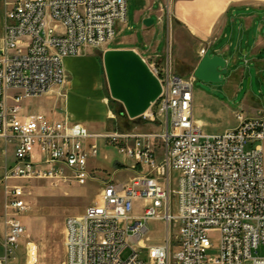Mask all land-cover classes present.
Instances as JSON below:
<instances>
[{"label": "built area", "instance_id": "built-area-1", "mask_svg": "<svg viewBox=\"0 0 264 264\" xmlns=\"http://www.w3.org/2000/svg\"><path fill=\"white\" fill-rule=\"evenodd\" d=\"M127 1L7 4L0 140L12 146L13 162L0 180V264H30L31 244L19 263L26 237L21 217L29 207L28 185L35 181L98 184L96 199L83 214L64 221L63 264H264L257 256L264 247V116L238 112L233 129L206 134L192 116L194 79L161 72L143 58L161 94L141 119L158 132L93 135L66 113L56 119L24 105L62 89L64 59L114 41L117 25L126 23ZM99 139L133 162L136 173L129 180L116 181L91 167ZM154 221L166 229L156 245L148 236ZM212 234H218L217 249Z\"/></svg>", "mask_w": 264, "mask_h": 264}, {"label": "crops", "instance_id": "crops-1", "mask_svg": "<svg viewBox=\"0 0 264 264\" xmlns=\"http://www.w3.org/2000/svg\"><path fill=\"white\" fill-rule=\"evenodd\" d=\"M11 2L0 0V51L3 47L4 14L7 4ZM145 19H151L152 25L144 26ZM114 42V47L106 50H133L141 58L154 63L161 72H169L183 79H194V70L202 58L201 50H205V54L210 51V56L222 58L227 73L221 76L219 84L210 86V90L220 92L225 97L218 98L212 93L203 90L195 92L193 89V120L206 134L220 135L233 129L236 126L234 115L238 112L246 117L264 116L261 108L263 101L252 91H247L237 101L239 94L243 93V85L248 76L250 84L254 76L257 84H264V0H237L222 4L221 0H143L142 6L132 16L129 34L114 39ZM85 52L63 60L67 76H70L69 73L73 75L65 83V113L70 121L86 126L91 134H101L105 122L114 116L99 91L98 60ZM93 69L94 80L84 85L79 81L80 77L77 79L78 74H87ZM251 71H254V76ZM196 81L194 79L193 87ZM55 94L59 96L56 90L39 98L50 103L48 110H36L31 104L26 108L60 118L63 112L55 110ZM123 114L121 112L119 116ZM139 130L131 133L150 132ZM3 156L5 159L0 168V180L5 168L13 162V156L9 159L6 152ZM124 161L130 165L118 162L121 169L112 171L96 164L95 160L90 165L112 175L116 181L125 182L136 171L131 170L132 161L126 158ZM119 174L122 178L117 179ZM3 203L4 193L0 186V214Z\"/></svg>", "mask_w": 264, "mask_h": 264}, {"label": "rangeland", "instance_id": "rangeland-1", "mask_svg": "<svg viewBox=\"0 0 264 264\" xmlns=\"http://www.w3.org/2000/svg\"><path fill=\"white\" fill-rule=\"evenodd\" d=\"M229 1L237 0H221V4ZM142 4L143 0L127 1L126 23L117 25L115 40H118L129 34V26L132 24V16L134 12L142 6ZM210 5L214 6L211 3ZM114 44L115 42L113 41L99 49H89L85 52L98 60L97 81L100 88L99 91L106 99L109 110L114 116L105 122L102 133L116 132L118 134H126L131 133L134 130H139L142 126L143 128L139 131L158 132V127H148L146 124H143L141 117L134 120H129L125 116L122 105L110 98L103 68L102 56L104 52L108 51L106 49L114 47ZM94 72L95 70L93 69V71H89L87 74H78L77 79L80 77L81 80L79 81L81 83L83 82V84L92 81L94 80ZM69 75L70 76H67L66 74L65 83L66 81L69 82L71 78H73L72 74L69 73ZM251 75L254 76V71H251ZM249 79L250 77L248 76L243 85V93L239 94L237 101L243 97L244 93L250 90L255 94V96H257L258 99L263 101L261 108L264 112V84H257L255 76L253 77L251 84ZM65 83L61 90H57L60 96L56 94L54 95L57 97L55 102V110H57V112L60 111L65 113ZM215 85L217 84H205L200 81H196L193 89L195 92H200V90H203L207 93H212L218 98L225 97L220 92H214L210 90V86ZM78 86H81V84ZM28 104H31L36 110H41L43 108L48 110L50 107V103L48 101H43L39 98L25 101L24 105L27 106ZM121 112L124 113L122 117L119 116ZM56 114L58 115V113ZM96 143L98 147V156L95 159V163L110 171L114 169L120 170L121 167H119L120 165H118V162L126 163L124 161V157L118 154L115 147L107 145L104 140L99 139ZM261 145L264 168V142L261 143ZM249 148L250 146H247L246 150H249ZM4 152H6V155L9 159H12V146L9 144L6 145L4 142H0V168L3 165L5 159L3 156ZM126 164L130 165L129 162ZM173 176L177 178L178 174H173ZM119 178H122L121 174L117 176V179ZM27 192L29 194L27 198L29 207L27 213L21 217V222L26 228V237L21 244L19 263H22L27 256L26 244H31L29 253L30 264H63L64 221L67 217L79 216L83 214L84 210L96 199V195L98 193V184L96 182H90L85 186H78L74 183L51 184L47 181H35L28 185ZM148 229V236L152 245L163 242L166 236L165 224L163 222H149ZM211 242L215 249L219 247L218 234H212ZM253 255L255 256V253ZM127 256L128 253L125 252L122 258L125 259ZM257 256L264 257V247L259 248Z\"/></svg>", "mask_w": 264, "mask_h": 264}, {"label": "water", "instance_id": "water-1", "mask_svg": "<svg viewBox=\"0 0 264 264\" xmlns=\"http://www.w3.org/2000/svg\"><path fill=\"white\" fill-rule=\"evenodd\" d=\"M152 23L151 19L143 21L144 26ZM102 62L110 98L122 105L129 120L143 116L158 100L161 86L142 58L133 50H108L104 52ZM226 73L225 61L210 56L208 51L198 63L193 77L205 84H219Z\"/></svg>", "mask_w": 264, "mask_h": 264}]
</instances>
